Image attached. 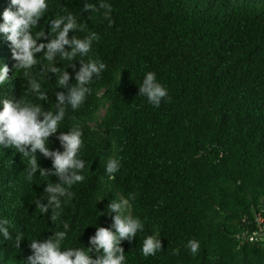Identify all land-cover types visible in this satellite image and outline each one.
Listing matches in <instances>:
<instances>
[{"label":"trees","instance_id":"16d2710c","mask_svg":"<svg viewBox=\"0 0 264 264\" xmlns=\"http://www.w3.org/2000/svg\"><path fill=\"white\" fill-rule=\"evenodd\" d=\"M86 2L99 4L46 0L48 9L32 28L33 36L41 30L48 35L37 43H47L57 35H51L50 21L71 13L84 31H70L69 39L93 31L100 37L83 59L107 67L94 78L85 103L76 111L69 106L48 143L62 152L57 136L79 124L85 180L72 186L75 195L62 203L55 223L51 210L40 213L35 201L49 180L59 178L37 172L28 181L27 159L0 146V219L10 222L12 236L6 240L0 233V264H27L30 241L54 236L63 223L69 229L62 247L82 248L95 258L89 238L97 227L111 226L107 206L122 199L129 200L125 215L144 223L133 241L121 243L125 264H264V246L235 239L242 219L264 207V0H106L113 8L111 28L103 10L84 11ZM10 5L0 0V24ZM42 57L36 54L38 64L24 77L0 33V69L10 70L0 85V111L4 99L21 98L55 113V93L67 90L57 87L56 74L40 71L49 63ZM52 63L64 69L68 62L57 57ZM75 64L78 70L79 59ZM76 70L67 68L70 83ZM147 72L156 74L171 98L158 108L138 95ZM31 78L48 101L26 91ZM36 156L41 167L52 168L51 159L39 151ZM110 158L121 163L114 179L106 173ZM18 234L24 239L15 248ZM149 235L161 239L163 251L145 258L142 245ZM192 239L200 243L195 256L187 248Z\"/></svg>","mask_w":264,"mask_h":264},{"label":"clouds","instance_id":"9594fccd","mask_svg":"<svg viewBox=\"0 0 264 264\" xmlns=\"http://www.w3.org/2000/svg\"><path fill=\"white\" fill-rule=\"evenodd\" d=\"M15 9V10H13ZM48 9L46 0H11V5L3 12V24H0V33H3L12 45V56L16 63L13 67L23 70L24 77L30 76L37 64V53L43 52L41 59L49 62L41 64V72L57 75L56 85L67 91L56 92L55 113L45 110L40 104L26 102L21 98L17 101L3 100V111H0V146L15 148L28 161L27 180L32 181L36 173L39 176H56L59 183H46L44 196L35 201L36 209L40 213L48 215L51 210L50 219L57 222L62 212V203H69L74 193L70 190L73 185L85 180L82 170L86 162L78 158V153L83 147V132L79 124L74 125L67 133L60 132L57 139L60 141L62 152L51 150L48 146L49 138L60 129L59 125L65 119L69 106L72 111L78 110L91 94L90 87L94 78H99L106 69V64L98 60L83 59L88 57L94 41L100 39L96 32H90L84 38L73 37L69 39L72 30L84 31L83 24L77 23V17L71 13L58 16L50 21L51 35L56 32L55 38L47 43H37L43 38L48 40V35L39 31L33 36L32 28L38 26L39 20ZM107 25H114L112 19V5L106 0H99V4L85 3L84 11L91 14L101 12ZM91 19V15L89 17ZM71 45L72 50L66 51L65 46ZM59 57L67 61L64 69L55 66L53 61ZM79 59L80 67L76 70L75 61ZM72 67L75 71V83L67 71ZM8 66L0 69V85L5 84L9 74ZM27 92L40 101H48L46 92L41 90V84L35 78L27 79ZM139 96L147 97L148 102L154 107H160L162 101L170 100L168 90L157 81L156 74L147 72L142 83L139 84ZM30 149V150H29ZM39 151L45 158L52 160V168L45 169L38 164L36 153ZM119 159L110 158L106 164V173L110 179L120 171ZM131 198L135 197L131 195ZM47 200V203L43 201ZM129 205L128 199L119 202L112 200L107 206V215L112 223L110 227H97L95 235L89 238V251H95L93 258L82 248H63L69 225L63 223V231H55L54 236L38 241L32 239L29 244L31 255L27 257V264H125V249L121 246L122 241H133L138 232L144 230V223L139 218L125 215ZM7 219H0V233L4 239L12 240L9 233ZM23 234L15 238V248H20ZM187 248L195 256L200 251V243L196 239L189 240ZM63 249V250H62ZM163 251L160 238L154 235L147 236L142 245V254L145 258L155 256L157 252ZM174 255L179 254V249H174Z\"/></svg>","mask_w":264,"mask_h":264},{"label":"built area","instance_id":"2783aa9c","mask_svg":"<svg viewBox=\"0 0 264 264\" xmlns=\"http://www.w3.org/2000/svg\"><path fill=\"white\" fill-rule=\"evenodd\" d=\"M235 239L239 245L255 243L264 246V207L257 210L252 217L242 219Z\"/></svg>","mask_w":264,"mask_h":264},{"label":"rangeland","instance_id":"374dc122","mask_svg":"<svg viewBox=\"0 0 264 264\" xmlns=\"http://www.w3.org/2000/svg\"><path fill=\"white\" fill-rule=\"evenodd\" d=\"M103 113H104V110L101 111V114H103Z\"/></svg>","mask_w":264,"mask_h":264}]
</instances>
